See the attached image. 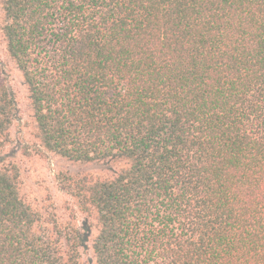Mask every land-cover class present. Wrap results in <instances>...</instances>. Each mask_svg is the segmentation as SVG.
Masks as SVG:
<instances>
[{"label": "trees", "instance_id": "1", "mask_svg": "<svg viewBox=\"0 0 264 264\" xmlns=\"http://www.w3.org/2000/svg\"><path fill=\"white\" fill-rule=\"evenodd\" d=\"M0 8L36 151L94 166L33 204L0 83V264H264V0Z\"/></svg>", "mask_w": 264, "mask_h": 264}, {"label": "rangeland", "instance_id": "2", "mask_svg": "<svg viewBox=\"0 0 264 264\" xmlns=\"http://www.w3.org/2000/svg\"><path fill=\"white\" fill-rule=\"evenodd\" d=\"M1 27L0 8V83L9 84L18 101L19 119L11 128V137L12 146L19 150L15 161L20 168L23 193L33 204L47 206L51 211H56L64 221V214L68 212V196L60 185V174L64 171L85 172L92 170L94 166L72 162L52 152L36 151L33 144L37 141L36 126L28 90L21 72L8 54ZM26 145L32 149L30 154L22 151Z\"/></svg>", "mask_w": 264, "mask_h": 264}]
</instances>
